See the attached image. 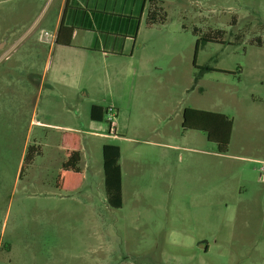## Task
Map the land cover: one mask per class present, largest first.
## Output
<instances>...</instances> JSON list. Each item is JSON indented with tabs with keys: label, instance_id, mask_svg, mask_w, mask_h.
<instances>
[{
	"label": "rangeland",
	"instance_id": "obj_1",
	"mask_svg": "<svg viewBox=\"0 0 264 264\" xmlns=\"http://www.w3.org/2000/svg\"><path fill=\"white\" fill-rule=\"evenodd\" d=\"M63 2L0 0V264H264V0H92L140 17L133 57L116 64L129 77L59 63L73 51L43 34ZM154 4L165 20L150 26ZM132 98L115 120L124 137H108L110 115L93 120L91 105ZM188 106L231 117L226 153L183 127ZM63 127L81 137L72 190L56 186ZM105 143L121 149V207Z\"/></svg>",
	"mask_w": 264,
	"mask_h": 264
},
{
	"label": "trees",
	"instance_id": "obj_2",
	"mask_svg": "<svg viewBox=\"0 0 264 264\" xmlns=\"http://www.w3.org/2000/svg\"><path fill=\"white\" fill-rule=\"evenodd\" d=\"M71 0H66L64 13L58 27L56 35V43L61 45H71L73 31L75 25H67L64 21L66 9H77L86 12L85 8L74 6L70 3ZM94 13H102L93 11ZM106 14V13H105ZM112 16H118L116 14H110ZM134 21L133 37H136L137 30L140 24V17H128ZM148 20L150 24L158 22H163L165 17L162 13V8L158 5H152V8L148 11ZM98 25L100 21L96 19ZM83 28H91L92 21L89 24L82 25ZM110 34H112L110 32ZM118 35V34H115ZM122 36V35H118ZM123 37V36H122ZM204 40H211V37H207ZM199 41L196 43V51L194 54L193 63L196 65L197 53L199 48ZM203 70H210L209 67L200 68ZM106 109L99 105H92L90 110V116L93 120L101 121L104 119V114ZM182 125L186 129L198 130L205 133L209 141L215 142L217 144V149L219 153H226L231 142V136L233 131V120L227 114L199 109L195 107H185L183 111V122ZM61 146L64 148L65 159L62 162L61 168L58 173L56 180V186L60 189L72 190L78 188L82 184L83 172L80 166L82 159L81 155V137L79 132L76 131H64L61 134L60 140ZM38 153L37 147L30 145L27 149V153L24 158V165L29 163L34 155ZM103 153V169H104V183L107 191L108 201L113 207L122 206V171L119 165V158L121 156V149L116 144L105 143L102 146Z\"/></svg>",
	"mask_w": 264,
	"mask_h": 264
},
{
	"label": "crops",
	"instance_id": "obj_3",
	"mask_svg": "<svg viewBox=\"0 0 264 264\" xmlns=\"http://www.w3.org/2000/svg\"><path fill=\"white\" fill-rule=\"evenodd\" d=\"M66 0L62 3V6L57 14V19H55L54 24V37L51 38L53 50L55 48L68 49L73 52L68 54H59V63L63 65L66 64L69 58H76L80 63V73L81 74H90L92 71H95L96 68L105 69L106 72L109 70L110 65L113 66L116 64H121L120 61H125L127 58L131 59L133 57V49L135 45L136 38L139 33L140 24L137 30L136 37H133V28L134 21L129 19L128 17H138L133 13H127L126 11H116L114 9H107L100 7L98 3L94 4L92 0H71L74 6H79L85 8L87 11L77 10L75 8L70 9L69 7L66 9L64 21L67 25L74 24L76 27L73 31L72 43L71 45H61L56 43V35L58 31V27L60 25L64 8H65ZM93 11L104 12L102 13H94ZM106 13V14H105ZM110 14H116L118 16H112ZM98 19L100 25L96 22ZM92 21L91 28H83L82 25L89 24V21ZM141 22V20H140ZM156 25V23L149 24ZM163 25V24H162ZM110 32L112 34H110ZM122 36H118V35ZM99 65V66H98ZM148 68V67H147ZM156 69L158 67H155ZM117 69V68H116ZM149 69V68H148ZM147 69V70H148ZM118 73H121L122 76H128L131 72L129 69L124 68L122 71L121 68H118ZM150 72H141L138 74L141 76L142 74H149ZM129 77V76H128ZM99 105L100 104H92ZM91 105V107H92ZM133 106V98L126 99L124 101H119L118 105L112 108H116V116L112 120V127L109 123V133L108 137L114 138H123L124 135L118 132L117 123L115 122L116 117L120 115V111L127 110L128 112L132 110ZM105 108L104 106H102ZM109 108V107H108ZM107 109V108H105ZM105 117V114H104ZM36 123L42 124L43 122L36 121ZM43 125V124H42ZM64 131H80L75 129L74 127H63ZM63 131V132H64ZM62 132V133H63ZM113 133V134H111ZM121 158V156H120ZM119 158V165L122 171V181H123V169L122 164Z\"/></svg>",
	"mask_w": 264,
	"mask_h": 264
},
{
	"label": "built area",
	"instance_id": "obj_4",
	"mask_svg": "<svg viewBox=\"0 0 264 264\" xmlns=\"http://www.w3.org/2000/svg\"><path fill=\"white\" fill-rule=\"evenodd\" d=\"M43 35L47 39H51V38L54 37L53 33L49 32V31H44V34ZM106 112L110 115V117H109L108 120H109V123H110V125L112 127V120L116 116V110L114 108H112V107H109V108L106 109ZM263 170H264V167H263Z\"/></svg>",
	"mask_w": 264,
	"mask_h": 264
}]
</instances>
